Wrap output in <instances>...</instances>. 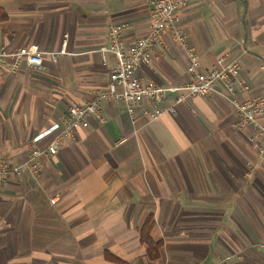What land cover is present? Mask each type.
I'll list each match as a JSON object with an SVG mask.
<instances>
[{"label":"crops","instance_id":"0c3cea01","mask_svg":"<svg viewBox=\"0 0 264 264\" xmlns=\"http://www.w3.org/2000/svg\"><path fill=\"white\" fill-rule=\"evenodd\" d=\"M0 10V48L45 53L40 67L0 69V153L19 165L69 103L85 106L106 88L117 61L98 50L109 27L126 23L121 38L131 44L150 12L144 0H0ZM176 24L190 57L167 31L156 60L137 70L144 80L178 89L192 79L189 58L205 69L223 57L239 63L234 98L264 93V0H190ZM215 90L190 107L174 106L177 91H167L133 115L122 101L101 102L103 122L89 116L56 154L38 158L37 173L11 176L0 191V264H117L105 252L124 264H264V162ZM172 106L155 121L143 116ZM149 215V237L162 243L154 261L140 242Z\"/></svg>","mask_w":264,"mask_h":264},{"label":"built area","instance_id":"2783aa9c","mask_svg":"<svg viewBox=\"0 0 264 264\" xmlns=\"http://www.w3.org/2000/svg\"><path fill=\"white\" fill-rule=\"evenodd\" d=\"M190 0H144L149 7L150 27L145 36L131 44H126L121 36L127 29L126 23L114 24L109 27L107 43L98 52L102 59L106 54L116 58V66L108 76V83L103 91L85 106L69 103L63 114L62 123H52L46 129L36 134L32 140V148L28 159L19 165H10L0 153V191L11 176L21 175L26 172L37 173L39 170L38 158L44 153L54 155L61 140L70 138L77 127H87L88 117L94 116L103 122L99 104L103 101L119 102L125 105L126 112L133 115L134 107L141 103H151L160 99L167 91H177L174 106L183 104L190 107L194 97H207L216 93L215 87L221 85L223 92L219 93L226 99L236 114L234 127L248 128L250 133L248 142L255 150L258 157L264 162V93L246 101L234 98L233 85L239 72L237 60L225 62L223 57L205 69H200L197 61L189 58L186 71L191 76V81L178 89H165L151 81L144 80L137 70L141 65H150L156 57L154 50L162 45L165 32L169 31L173 40L190 57V50L186 44L185 36L176 24V12L185 7ZM61 49L58 53H50L53 61L57 55L64 54ZM45 53L37 45L31 44L9 50L0 48V69L15 72L22 63L31 67H40L42 56ZM174 106L167 109L144 110L143 116L150 122L160 118L165 113H171ZM51 136V141L44 150L35 147L40 140ZM53 202L55 199L52 200ZM264 248V245H262ZM232 258V257H231ZM221 259L217 264H225L229 259ZM161 264H167L163 262Z\"/></svg>","mask_w":264,"mask_h":264},{"label":"trees","instance_id":"16d2710c","mask_svg":"<svg viewBox=\"0 0 264 264\" xmlns=\"http://www.w3.org/2000/svg\"><path fill=\"white\" fill-rule=\"evenodd\" d=\"M6 19V15L0 10V22L4 21ZM152 217L149 215L142 227L140 228V242L146 246V255L150 261L157 260L159 258V249L162 246V243L160 241L153 242L150 237L149 233L152 228ZM104 257L108 261H113L117 264H124L122 261L116 259L108 252L104 253Z\"/></svg>","mask_w":264,"mask_h":264}]
</instances>
